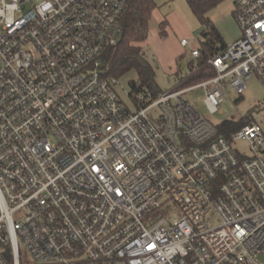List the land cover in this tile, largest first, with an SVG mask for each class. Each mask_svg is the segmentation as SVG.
Here are the masks:
<instances>
[{
    "label": "built area",
    "instance_id": "1",
    "mask_svg": "<svg viewBox=\"0 0 264 264\" xmlns=\"http://www.w3.org/2000/svg\"><path fill=\"white\" fill-rule=\"evenodd\" d=\"M234 1L215 76L132 111L103 60L129 0H0V264H264V131L227 139L185 98L264 86V0Z\"/></svg>",
    "mask_w": 264,
    "mask_h": 264
},
{
    "label": "rangeland",
    "instance_id": "2",
    "mask_svg": "<svg viewBox=\"0 0 264 264\" xmlns=\"http://www.w3.org/2000/svg\"><path fill=\"white\" fill-rule=\"evenodd\" d=\"M158 9L153 13L149 24V40L145 43L146 57L155 68V80L160 94L170 93L178 88L182 77L189 73V63L192 60V49L199 48L204 40L202 33L207 30L205 25L192 13L186 0H155ZM235 1L225 0L208 13V18L216 27L224 41L232 44L241 37V30L234 19ZM166 21L161 35L160 24ZM186 39L190 45L183 47L181 40ZM137 73L130 71L118 79L117 91L122 101L135 111V103L131 95L130 83L137 81ZM226 101L220 106V112L211 114L205 103V91L197 89L188 93L186 100L213 124L221 126L226 121L239 122L251 117L264 131V86L261 81L252 76L247 81V88L243 96H239L228 87L225 91ZM241 154L252 157L250 144L237 141L234 145ZM177 216L172 217L174 222ZM213 227L219 226L215 214L210 215Z\"/></svg>",
    "mask_w": 264,
    "mask_h": 264
},
{
    "label": "trees",
    "instance_id": "3",
    "mask_svg": "<svg viewBox=\"0 0 264 264\" xmlns=\"http://www.w3.org/2000/svg\"><path fill=\"white\" fill-rule=\"evenodd\" d=\"M192 13L207 30L202 33L204 40L199 47L201 56L198 60L190 62L189 73L182 77L178 88H186L204 82L215 76V69L209 60L222 53L228 46L216 27L208 18V13L225 0H186ZM158 9L155 0H129V7L123 19L124 36L121 43L106 52L104 66L109 75L119 79L130 71L137 73V81L130 83L131 95L137 86L149 89L154 96L160 95L155 80V68L146 57L145 43L149 40V24L153 13ZM167 22L160 24L161 35ZM254 119L246 117L242 121H226L219 126L220 134L227 139L243 126L252 124Z\"/></svg>",
    "mask_w": 264,
    "mask_h": 264
},
{
    "label": "crops",
    "instance_id": "4",
    "mask_svg": "<svg viewBox=\"0 0 264 264\" xmlns=\"http://www.w3.org/2000/svg\"><path fill=\"white\" fill-rule=\"evenodd\" d=\"M182 40H183V39H182ZM182 40H181V41H182ZM228 45H230V44H228Z\"/></svg>",
    "mask_w": 264,
    "mask_h": 264
},
{
    "label": "water",
    "instance_id": "5",
    "mask_svg": "<svg viewBox=\"0 0 264 264\" xmlns=\"http://www.w3.org/2000/svg\"><path fill=\"white\" fill-rule=\"evenodd\" d=\"M192 62V61H191Z\"/></svg>",
    "mask_w": 264,
    "mask_h": 264
}]
</instances>
